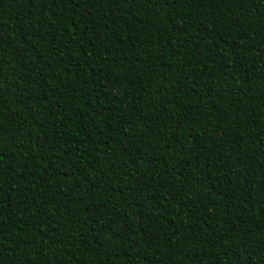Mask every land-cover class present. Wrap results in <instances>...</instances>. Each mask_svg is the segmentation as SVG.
Listing matches in <instances>:
<instances>
[{"label":"trees","instance_id":"obj_1","mask_svg":"<svg viewBox=\"0 0 264 264\" xmlns=\"http://www.w3.org/2000/svg\"><path fill=\"white\" fill-rule=\"evenodd\" d=\"M0 264H264V0H0Z\"/></svg>","mask_w":264,"mask_h":264}]
</instances>
